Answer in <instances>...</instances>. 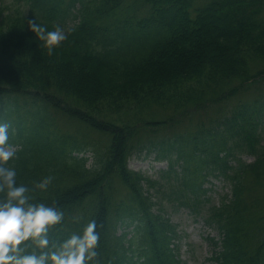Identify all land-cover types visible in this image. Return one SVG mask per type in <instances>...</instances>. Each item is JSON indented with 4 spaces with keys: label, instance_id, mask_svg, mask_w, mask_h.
Listing matches in <instances>:
<instances>
[{
    "label": "trees",
    "instance_id": "trees-1",
    "mask_svg": "<svg viewBox=\"0 0 264 264\" xmlns=\"http://www.w3.org/2000/svg\"><path fill=\"white\" fill-rule=\"evenodd\" d=\"M63 1L33 4L35 16L30 20L46 24L49 30L81 18L51 54L40 38L35 40L28 22L13 20L7 23V34L0 30V97L9 98V104L10 93L30 96L28 90L33 89L49 95L31 97L36 109L30 134L19 136L24 150L9 162L17 169V183L34 188L37 181L53 177L46 190L32 193L35 200L65 212L62 224L50 230L53 241L82 231L92 219L97 221L101 236L95 264H174L170 236L159 222L161 217L150 210L142 179L125 170V157L132 149L130 135L134 138L146 123L149 129L154 122L172 123L190 104L206 98L221 100L228 83L248 73L246 58L264 59V22L248 11L244 2L249 0H208L195 7L196 17L190 14L194 0H147L153 20L147 23L149 33L109 32L103 55L96 48L87 50L86 44L93 39L90 29L95 38L99 33L93 14H105L115 0H79L80 9L73 0L64 10ZM256 3L264 5V0ZM48 107L81 128L52 141L46 131L52 120L41 114ZM116 116L125 120L116 121ZM241 117L221 119L218 126L239 135L257 154L256 130ZM89 128L109 134L108 147L89 138ZM212 130L199 128L160 145L168 143L179 155L225 165L227 159L215 151L224 147V139L213 141ZM86 151L93 153V166H86V157L72 155ZM224 168V176L238 186L229 204L211 216L223 234L216 260L264 264V155L247 166V176L243 167L231 175L225 171L230 168ZM249 174L248 185H243ZM115 176L127 187L124 196L116 189Z\"/></svg>",
    "mask_w": 264,
    "mask_h": 264
},
{
    "label": "clouds",
    "instance_id": "clouds-1",
    "mask_svg": "<svg viewBox=\"0 0 264 264\" xmlns=\"http://www.w3.org/2000/svg\"><path fill=\"white\" fill-rule=\"evenodd\" d=\"M29 26L49 54L67 39L59 25L49 30L46 24L30 20ZM9 128V123H0V264H95L101 236L97 221H88L82 231L63 240L50 239V230L62 224L65 212L35 200L32 193L46 190L53 177L37 181L34 188L17 183V169L9 162L17 157L18 146L9 142Z\"/></svg>",
    "mask_w": 264,
    "mask_h": 264
},
{
    "label": "rangeland",
    "instance_id": "rangeland-1",
    "mask_svg": "<svg viewBox=\"0 0 264 264\" xmlns=\"http://www.w3.org/2000/svg\"><path fill=\"white\" fill-rule=\"evenodd\" d=\"M22 4L23 3L19 0H0V5L7 6L8 10L12 6H22ZM260 88H263L262 85ZM253 94L254 92L251 89L242 96L248 97ZM232 104H234L233 101L231 102V105ZM222 108H227L226 104L223 105ZM262 142L264 143V140ZM154 157V154L145 156L144 152L135 154L129 160V167L149 178L159 181L157 189L159 192L156 197H158V200L166 211V216L169 217L173 224L177 225L179 233L182 235L179 241V259L181 264H208L206 258L210 255V249L204 237L216 236V233L205 225L203 218L209 212V209L215 204H218L221 197L225 193H228V185L220 180L206 178L204 183H202L201 189L208 191L206 194L200 195V200L206 201L199 204L198 215L195 212L190 213L187 208H178V200L176 199L178 196L174 188L175 182L173 173L161 178L160 171L166 170L167 163L157 162ZM241 158L245 162H251L253 160L249 155H242ZM166 182H168L170 186H166L164 184ZM173 188L175 194L172 193Z\"/></svg>",
    "mask_w": 264,
    "mask_h": 264
}]
</instances>
